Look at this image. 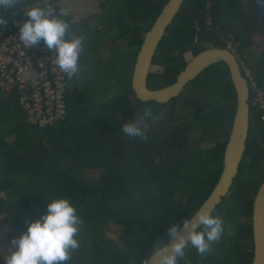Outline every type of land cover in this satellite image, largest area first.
Instances as JSON below:
<instances>
[{
  "label": "trees",
  "instance_id": "trees-1",
  "mask_svg": "<svg viewBox=\"0 0 264 264\" xmlns=\"http://www.w3.org/2000/svg\"><path fill=\"white\" fill-rule=\"evenodd\" d=\"M167 1L100 0L78 17L83 32L77 36L87 37L80 57L84 70L74 83L67 80L65 123L43 131L30 128L14 102L2 99L11 113L0 111V225L10 230L8 240L26 231V221L38 220L46 204L66 198L83 220L80 247L68 264H147L154 249L169 240L168 227L180 229L213 192L236 105L226 65H210L166 104L140 102L131 90L143 36ZM38 2L24 0L15 14L0 9V16L9 25L24 16L27 6H41ZM210 16L207 31L204 1L184 0L154 54L149 89L173 84L209 44L224 49L232 41L264 91V51L256 60L248 58L254 36L264 39V7L257 0H247L246 6L241 0H212ZM101 54L108 58L102 60ZM253 93L249 87L250 100ZM146 107L165 112V119L146 122L147 140L125 136L122 125ZM249 109L237 177L212 214L223 219L224 233L203 256L186 248L179 264L253 262V202L264 182V124L251 103ZM86 169L97 178H86ZM111 225L117 227L116 239L107 236ZM4 246L1 242L0 264H5Z\"/></svg>",
  "mask_w": 264,
  "mask_h": 264
},
{
  "label": "clouds",
  "instance_id": "clouds-1",
  "mask_svg": "<svg viewBox=\"0 0 264 264\" xmlns=\"http://www.w3.org/2000/svg\"><path fill=\"white\" fill-rule=\"evenodd\" d=\"M257 3L264 7V0H257ZM20 6H24V0H0V9L11 10L13 14ZM24 15L27 19L19 27V44L28 49L43 42L55 53V65L66 79L73 83L79 80L84 70L80 57L87 37L70 34V25L62 18L68 12L63 9L57 12L53 0H41V6H27ZM6 25L7 21L0 16V26ZM165 115L163 111L146 107L123 124L121 132L132 139L147 140L142 127L148 121L154 125L160 123ZM194 218L182 222L185 235L179 234L176 224L168 227L169 243L165 248L154 249V257H159L158 264H179L189 246L201 256L212 251V245L224 233L223 219L204 210ZM26 223V231L11 239L15 251L5 257V264H68L72 253L80 247L77 237L83 220L69 199H53L46 204V210L38 220Z\"/></svg>",
  "mask_w": 264,
  "mask_h": 264
},
{
  "label": "water",
  "instance_id": "water-1",
  "mask_svg": "<svg viewBox=\"0 0 264 264\" xmlns=\"http://www.w3.org/2000/svg\"><path fill=\"white\" fill-rule=\"evenodd\" d=\"M183 2L184 0H168L151 28L144 34L141 46L136 54L130 84L131 90L138 101H153L158 104H166L170 100L177 98L183 92L186 85L210 65L223 62L228 69L230 81L235 93V113L223 153L222 170L219 179L206 202L191 218L195 219L194 217L201 210L207 211L212 215L233 187L232 185L237 177L238 168L246 148L250 112L248 104L249 87L234 54L226 48H216L213 44H209L206 50L198 53L189 60L173 84L154 90L148 88L147 76L150 72L158 44L165 35L166 28L172 23L176 14L179 12ZM252 228V264H264V182L260 186L253 202ZM3 229L8 233L10 232L6 227ZM178 231L180 235H185L183 226ZM5 240H7V237H5ZM3 243L5 245V251L6 248H10L8 241H3ZM168 243L169 240L162 248H165ZM158 260L159 257H154L153 254L148 259L147 264H158Z\"/></svg>",
  "mask_w": 264,
  "mask_h": 264
},
{
  "label": "built area",
  "instance_id": "built-area-1",
  "mask_svg": "<svg viewBox=\"0 0 264 264\" xmlns=\"http://www.w3.org/2000/svg\"><path fill=\"white\" fill-rule=\"evenodd\" d=\"M203 1V23L210 31L212 0ZM26 19L24 15L9 25L0 26V97L14 102L25 125L43 131L65 123L68 81L55 65V53L50 52L43 42L28 49L19 44V27ZM194 27L196 32L201 31L198 22L194 23ZM226 49L236 57L248 87L254 88L248 104L251 103L259 114V121L264 124V91L256 87L249 68L232 41L227 42Z\"/></svg>",
  "mask_w": 264,
  "mask_h": 264
},
{
  "label": "rangeland",
  "instance_id": "rangeland-1",
  "mask_svg": "<svg viewBox=\"0 0 264 264\" xmlns=\"http://www.w3.org/2000/svg\"><path fill=\"white\" fill-rule=\"evenodd\" d=\"M38 1H39L38 4H40L41 3V0H38ZM99 1L100 0L96 1V3H89L88 0H84L82 2V5L84 7L82 9H78V8H76V9H77L78 12H81L83 9H92L93 7H95V6H97L99 4ZM63 2H64V0H57V1L53 2L54 7L56 8L57 12H59L60 10H62V7L59 5V3H63ZM77 5L79 7L81 6V4H80L79 1L77 2ZM241 5L246 6L247 5V0H241ZM97 11L100 12L101 10H99L97 8ZM62 18L65 19L69 23V25H70V34H75L77 36L78 35L77 32H79V33L80 32L81 33L83 32V30L81 29L82 28L81 25H79L80 21H79L78 17L75 18V16H73V15H71V14L68 13V15H66V16H64ZM73 19H74V21H73ZM253 41H254V44L251 47L250 52L248 53V58L250 60H256V59H258L259 56H260V54L262 53V51H264V39H262L261 37H258V36H254ZM106 54H108V53H106ZM106 54H101L102 60H105V59L108 58V55H106ZM150 70L155 71L156 70V67H151ZM86 74H84V75L86 76ZM83 84H84V81H83ZM1 101H3V100L0 99V102ZM178 106L179 105H177V108H178ZM12 139L13 138H10L8 140V142H11ZM84 174L86 175V178H88V179L97 178L96 172L94 173L93 170H91V169H86L85 172H84ZM3 228H4V226L3 225H0V233H1L0 234V238L2 239V240L0 239V242L8 241V243L10 244V240H8V238H7V240H5V237H7L9 233L5 229H3ZM116 230H117V227L116 226H114V225L108 226V230L106 231L107 232V236L108 237H112L113 239H116V235H115ZM13 251H15V248L14 247L8 248L6 254L7 255H10L11 252H13Z\"/></svg>",
  "mask_w": 264,
  "mask_h": 264
},
{
  "label": "crops",
  "instance_id": "crops-1",
  "mask_svg": "<svg viewBox=\"0 0 264 264\" xmlns=\"http://www.w3.org/2000/svg\"><path fill=\"white\" fill-rule=\"evenodd\" d=\"M55 1H57V0H53V2H55ZM80 2V4H81V6L79 7L78 5H77V2ZM84 0H64V2L63 3H59V5L62 7V9L63 10H66L69 14H71V15H73V16H75V18L76 17H84V16H86V15H88V10L87 9H83L81 12H78L77 11V9L76 8H78V9H82L84 6L82 5V2H83ZM89 1V0H88ZM91 3H92V1H91ZM92 9H95V7L94 8H92ZM93 10H91V12H92ZM82 15V16H81ZM74 18V19H75ZM74 19H73V21H74ZM0 99H2L1 97H0ZM5 105V102L4 101H1L0 102V111H3V113L2 114H6V112H7V110H5V107H3ZM7 113H9V112H7ZM9 114H11V113H9ZM8 249L6 248V251H7ZM6 257L8 256L7 254L5 255Z\"/></svg>",
  "mask_w": 264,
  "mask_h": 264
},
{
  "label": "flooded vegetation",
  "instance_id": "flooded-vegetation-1",
  "mask_svg": "<svg viewBox=\"0 0 264 264\" xmlns=\"http://www.w3.org/2000/svg\"><path fill=\"white\" fill-rule=\"evenodd\" d=\"M89 3H91V0H89ZM82 16V15H81Z\"/></svg>",
  "mask_w": 264,
  "mask_h": 264
}]
</instances>
